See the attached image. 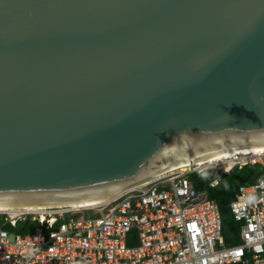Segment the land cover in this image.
<instances>
[{"label": "water", "instance_id": "water-1", "mask_svg": "<svg viewBox=\"0 0 264 264\" xmlns=\"http://www.w3.org/2000/svg\"><path fill=\"white\" fill-rule=\"evenodd\" d=\"M256 136L264 0H0V201L122 190Z\"/></svg>", "mask_w": 264, "mask_h": 264}, {"label": "built area", "instance_id": "built-area-1", "mask_svg": "<svg viewBox=\"0 0 264 264\" xmlns=\"http://www.w3.org/2000/svg\"><path fill=\"white\" fill-rule=\"evenodd\" d=\"M264 165V151L235 154L230 169ZM207 165L178 167L122 189L98 205L2 211L0 264H264V175L239 186L230 211L239 242L224 234L218 203L197 189L192 174ZM34 231L10 234L21 220ZM8 225V226H7Z\"/></svg>", "mask_w": 264, "mask_h": 264}, {"label": "bare ground", "instance_id": "bare-ground-1", "mask_svg": "<svg viewBox=\"0 0 264 264\" xmlns=\"http://www.w3.org/2000/svg\"><path fill=\"white\" fill-rule=\"evenodd\" d=\"M264 151V136L218 139L181 146L168 153L163 163H157L154 176L164 174L178 167L207 165L214 162L219 169L228 170L235 154ZM156 165V166H157ZM141 181V180H140ZM139 182V181H138ZM136 183V182H135ZM134 184V183H133ZM132 185V184H131ZM120 185H113L92 194L74 199L51 201H0V212H37L49 206H89L108 202L107 199L121 192Z\"/></svg>", "mask_w": 264, "mask_h": 264}, {"label": "trees", "instance_id": "trees-1", "mask_svg": "<svg viewBox=\"0 0 264 264\" xmlns=\"http://www.w3.org/2000/svg\"><path fill=\"white\" fill-rule=\"evenodd\" d=\"M263 175L264 165L256 164L247 165L241 169L234 167L229 173L222 174L219 183L214 186H211L209 180L204 179L202 175L195 173L191 175V180L197 189L205 190L208 197L218 203L222 214L226 212L231 213L230 198L237 192L240 185L252 183L256 181L258 177ZM3 217V215H0V224L4 221ZM232 225L234 226L233 218ZM36 226V221H32L30 218H27L26 220L19 221L16 229L22 233H29L34 231Z\"/></svg>", "mask_w": 264, "mask_h": 264}, {"label": "rangeland", "instance_id": "rangeland-1", "mask_svg": "<svg viewBox=\"0 0 264 264\" xmlns=\"http://www.w3.org/2000/svg\"><path fill=\"white\" fill-rule=\"evenodd\" d=\"M226 173L224 169L221 170H213L208 173L209 176L220 178L222 174ZM3 212H0V215H2ZM222 219H223V228H224V234L227 236V240L231 241L232 243H238L239 237H238V231L234 228L232 225V214L230 212L222 213ZM10 230V234H15L18 232L17 229H12L10 227H7Z\"/></svg>", "mask_w": 264, "mask_h": 264}, {"label": "clouds", "instance_id": "clouds-1", "mask_svg": "<svg viewBox=\"0 0 264 264\" xmlns=\"http://www.w3.org/2000/svg\"><path fill=\"white\" fill-rule=\"evenodd\" d=\"M233 168H234V167H233ZM233 168H232V169H233ZM232 169H231V170H232ZM213 170H221V169H213ZM213 170H210V172L213 171ZM231 170H230V171H231ZM225 172H226V171H225ZM226 173H229V172H226ZM203 177H204V176H203ZM208 177H210L211 179H212V178H217V177H213L212 175H211V176H208ZM204 179L209 180L208 178H205V177H204ZM218 179H219V181H220V178H218ZM209 182H210V181H209ZM218 183H219V182H218Z\"/></svg>", "mask_w": 264, "mask_h": 264}]
</instances>
